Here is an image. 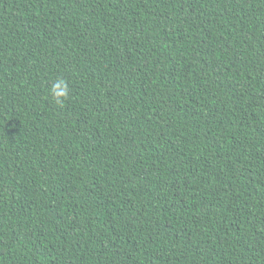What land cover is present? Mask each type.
<instances>
[{
    "label": "trees",
    "instance_id": "obj_1",
    "mask_svg": "<svg viewBox=\"0 0 264 264\" xmlns=\"http://www.w3.org/2000/svg\"><path fill=\"white\" fill-rule=\"evenodd\" d=\"M0 264H264V0H0Z\"/></svg>",
    "mask_w": 264,
    "mask_h": 264
},
{
    "label": "clouds",
    "instance_id": "obj_2",
    "mask_svg": "<svg viewBox=\"0 0 264 264\" xmlns=\"http://www.w3.org/2000/svg\"><path fill=\"white\" fill-rule=\"evenodd\" d=\"M51 93L54 96V98L59 103H63V99L66 98L69 94V89L67 86L66 81L61 77L57 78L53 88L51 89Z\"/></svg>",
    "mask_w": 264,
    "mask_h": 264
}]
</instances>
